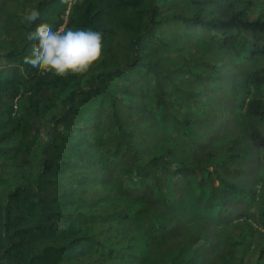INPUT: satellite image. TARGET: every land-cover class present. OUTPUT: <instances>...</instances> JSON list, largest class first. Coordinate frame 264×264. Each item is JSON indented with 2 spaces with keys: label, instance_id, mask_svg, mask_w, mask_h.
Returning a JSON list of instances; mask_svg holds the SVG:
<instances>
[{
  "label": "trees",
  "instance_id": "trees-1",
  "mask_svg": "<svg viewBox=\"0 0 264 264\" xmlns=\"http://www.w3.org/2000/svg\"><path fill=\"white\" fill-rule=\"evenodd\" d=\"M258 4L0 0V264H264ZM42 22L101 58L41 75Z\"/></svg>",
  "mask_w": 264,
  "mask_h": 264
},
{
  "label": "clouds",
  "instance_id": "clouds-1",
  "mask_svg": "<svg viewBox=\"0 0 264 264\" xmlns=\"http://www.w3.org/2000/svg\"><path fill=\"white\" fill-rule=\"evenodd\" d=\"M39 18L38 9L30 10L25 16L29 24ZM25 39L35 43L31 55L24 57V63L41 69V75L67 78L71 74H82L102 56L103 33L91 29L54 30L47 22H42L35 31L26 33Z\"/></svg>",
  "mask_w": 264,
  "mask_h": 264
},
{
  "label": "rangeland",
  "instance_id": "rangeland-1",
  "mask_svg": "<svg viewBox=\"0 0 264 264\" xmlns=\"http://www.w3.org/2000/svg\"><path fill=\"white\" fill-rule=\"evenodd\" d=\"M251 2H259L260 3V5L258 4V9L259 8H261L260 6H262V5H264V0H251ZM260 14H263L264 13V10L263 9H260ZM259 12H256V15H258L259 14ZM250 180L252 179V176L249 178Z\"/></svg>",
  "mask_w": 264,
  "mask_h": 264
}]
</instances>
